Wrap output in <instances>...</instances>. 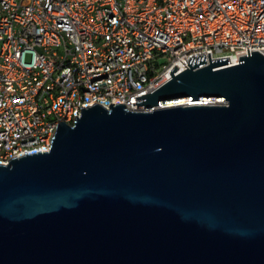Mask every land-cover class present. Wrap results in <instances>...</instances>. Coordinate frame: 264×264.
<instances>
[{
    "label": "water",
    "instance_id": "95a60500",
    "mask_svg": "<svg viewBox=\"0 0 264 264\" xmlns=\"http://www.w3.org/2000/svg\"><path fill=\"white\" fill-rule=\"evenodd\" d=\"M190 57L0 165V264H264V54Z\"/></svg>",
    "mask_w": 264,
    "mask_h": 264
},
{
    "label": "built area",
    "instance_id": "2783aa9c",
    "mask_svg": "<svg viewBox=\"0 0 264 264\" xmlns=\"http://www.w3.org/2000/svg\"><path fill=\"white\" fill-rule=\"evenodd\" d=\"M247 48L264 54V0H0V165L50 151L81 108L138 110L190 57H229L216 70Z\"/></svg>",
    "mask_w": 264,
    "mask_h": 264
},
{
    "label": "rangeland",
    "instance_id": "374dc122",
    "mask_svg": "<svg viewBox=\"0 0 264 264\" xmlns=\"http://www.w3.org/2000/svg\"><path fill=\"white\" fill-rule=\"evenodd\" d=\"M159 61H160V65H163L164 63H166V59L165 58H161Z\"/></svg>",
    "mask_w": 264,
    "mask_h": 264
}]
</instances>
